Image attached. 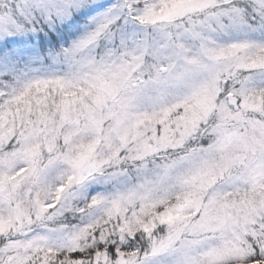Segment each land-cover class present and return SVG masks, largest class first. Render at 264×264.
I'll use <instances>...</instances> for the list:
<instances>
[{"label": "snow or ice", "instance_id": "snow-or-ice-1", "mask_svg": "<svg viewBox=\"0 0 264 264\" xmlns=\"http://www.w3.org/2000/svg\"><path fill=\"white\" fill-rule=\"evenodd\" d=\"M0 264H264V0H0Z\"/></svg>", "mask_w": 264, "mask_h": 264}]
</instances>
